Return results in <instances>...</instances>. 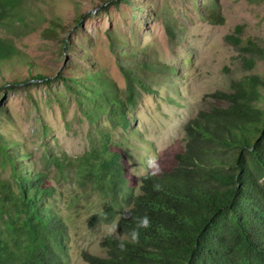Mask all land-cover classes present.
<instances>
[{"label":"trees","instance_id":"trees-1","mask_svg":"<svg viewBox=\"0 0 264 264\" xmlns=\"http://www.w3.org/2000/svg\"><path fill=\"white\" fill-rule=\"evenodd\" d=\"M120 4L132 12L141 10L131 0H106L96 9L106 12ZM29 14L25 0H0V28L21 37L47 22L42 33L55 42L59 56H70L69 61L51 71L35 65L12 39L0 36V98L9 90L26 91L51 81L73 91L99 136L98 148L91 147L75 160L86 175L98 174L113 188L118 185L131 212L122 219L124 210L119 212L117 233L128 232L142 216L151 221L148 229L141 230L138 244L121 251L119 238L109 236L103 243L105 258L83 254V259L89 264H264V80L243 77L234 82L231 92L213 93L224 106L200 110L184 124V152L175 156V167L155 177H141L137 193H132L124 182L121 142L107 127L128 132V115L139 96L154 93L147 77L153 69L143 62L146 54L135 41L136 31L123 40L107 32L124 80L120 89L103 72L82 66L91 59L88 53H78L77 63L70 61L74 42L61 33L68 31L88 41L81 22L86 14L75 13L67 20L55 12L51 17L45 12L33 13V18ZM206 17L211 22L217 19L214 4L208 5ZM235 32L239 35L240 29ZM226 39L249 56L243 59L249 69L255 66L253 58L264 60V47L256 42L241 47L239 37ZM103 120L107 125L100 128ZM7 141L0 133V156L11 167L15 188L0 182V264H67L66 230L57 216L53 190L44 186L42 175H28L19 168L30 158L16 163L24 148Z\"/></svg>","mask_w":264,"mask_h":264},{"label":"rangeland","instance_id":"rangeland-1","mask_svg":"<svg viewBox=\"0 0 264 264\" xmlns=\"http://www.w3.org/2000/svg\"><path fill=\"white\" fill-rule=\"evenodd\" d=\"M105 1L25 0V8L30 18L40 12L48 17L55 12L66 20L75 13L86 14L81 22L88 41L68 31L61 33L74 42L76 51L70 61L77 63L78 53H88L91 59L82 66L103 72L120 89L124 88V80L108 45L107 32L123 40L136 31L135 41L141 43L139 48L146 54L143 62L153 69L147 77L154 93L139 96L136 108L128 115V132L107 128L121 142L124 182L132 193H137L142 176L135 173L147 157L157 158L161 173L171 171L175 156L184 152V124L197 117L200 110L224 106L213 93L231 92L234 82L243 77L264 80V60L253 58L255 66L249 69L243 61L249 56L226 39L235 36L241 47L247 41L264 47V0H131L141 9L138 13L125 4L106 12L96 9ZM211 3L217 10L214 22L206 17ZM46 25L42 22L35 31L21 37L1 27L0 36L12 39L35 65L55 71L66 66L70 56H59L55 42L42 33ZM236 28L240 29L239 35ZM122 51V46L116 49ZM0 105V133L7 144L17 143L24 148L16 163L30 158L28 165L23 163L19 168L28 175H42L44 186L53 190L57 216L66 230L67 264H89L83 254L105 258L104 226L117 221L119 212L128 207L118 185L113 188L98 174L86 175L75 160L91 147L98 148L99 143L97 131L89 125L77 96L60 81H51L26 91L9 90L0 98ZM106 125L103 120L100 128ZM0 182L15 188L11 167L1 156Z\"/></svg>","mask_w":264,"mask_h":264},{"label":"clouds","instance_id":"clouds-1","mask_svg":"<svg viewBox=\"0 0 264 264\" xmlns=\"http://www.w3.org/2000/svg\"><path fill=\"white\" fill-rule=\"evenodd\" d=\"M162 169L159 166L158 160L155 156H149L143 162V166L140 168V171L137 174L138 176H142L147 179L149 177H155L161 174ZM155 188H159V185H156ZM131 212L129 209H125L120 217L126 218V216H130ZM119 226V221H115L111 224L104 226V235L105 237L116 236L119 238L118 247L121 251L126 250V246L128 244H138L141 230L148 229L151 226V221L147 215L140 217L136 220V223L133 228H131L126 233H117V228Z\"/></svg>","mask_w":264,"mask_h":264}]
</instances>
